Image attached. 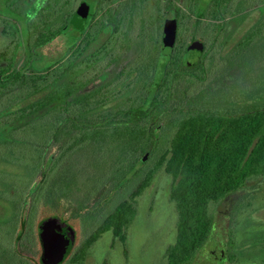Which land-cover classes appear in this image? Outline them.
<instances>
[{
  "label": "rangeland",
  "instance_id": "rangeland-1",
  "mask_svg": "<svg viewBox=\"0 0 264 264\" xmlns=\"http://www.w3.org/2000/svg\"><path fill=\"white\" fill-rule=\"evenodd\" d=\"M47 1L11 0L10 6L15 7L14 4L17 3L16 6L19 7L22 3L23 9L30 11L24 10L25 13L21 14L22 9L12 10L5 4L6 0H0V74L13 64L18 45L22 46L24 51L22 43L24 42L25 14L28 13V18L38 14ZM84 1L94 11L96 0ZM65 2L67 5L63 8ZM238 2L237 9L244 8L241 11H243L242 15L246 17L244 26L241 25L243 28L235 29L236 35L240 34L245 26L255 25L260 16L264 19V0H251L250 2L240 0ZM60 3V7L63 8L61 14H59V5H57L53 18L46 17L45 22L43 19H38L41 31L47 33L62 26L61 15L69 10L70 12L75 11L79 0H60ZM124 3L116 4L114 9L124 8V18L130 20L132 18L129 17V7ZM106 7L104 5L98 11L96 22L105 21ZM245 8L250 11L248 12ZM234 11L236 12V10ZM182 13L190 15L187 14L186 7H182ZM121 14L123 15L122 11ZM147 14L146 17L149 19H155L154 9L151 7L147 8ZM231 16L228 15L227 18H231ZM207 21L208 24L212 22L211 20ZM263 25L262 21L253 29L254 32L259 31L251 45L256 56L254 59L252 56L249 57L252 59V69L248 67V72L252 71V76L247 71L244 73L251 80H246L239 87L233 85L229 94L221 93L222 96H217L216 101L221 100L224 105H229L231 100L240 97L241 94V100H244L258 90H264ZM138 26L139 23L133 27L136 34ZM15 29L19 31V36L13 33ZM156 29V27H151L152 40L156 37ZM212 33L211 29L206 26L199 29L187 28V24L184 23L182 41H201L203 38L199 44L196 43L199 48H202L204 43L211 40ZM85 34L81 35L80 30L69 24L58 39L45 46L39 51L40 53L33 54L30 63L34 60L32 61L34 71L26 62L27 57L23 51L18 61V67L23 68L22 72L26 78H29L32 73L37 74L35 71H42V73L49 71L50 87L45 91L47 92L57 84L54 78L58 74L63 73L67 77L65 69L73 65V58L68 55L76 49L78 38H82ZM233 35L234 33H227L225 38L223 35L220 36L214 45L213 53L207 61L208 82L203 87L230 86V83L233 82L234 74L237 75L241 68V65H237V63L243 61V59L237 58L238 55L234 56V51H230L232 42H228V38ZM134 37L132 36L131 40ZM34 41H32V47H35ZM105 42V35L98 36L87 51L89 53L85 55L101 48ZM153 46L154 43L148 42L145 51H150ZM63 57L64 59L68 57V60L59 63L58 71L57 68L52 70L56 65L55 62ZM158 61L150 60L152 68L157 74L160 73L157 68ZM108 62V59H102L96 63L95 67L83 71L80 78L88 80L89 89L94 85H103L104 77L100 76L108 69ZM146 62L147 59L130 58L126 60V64L128 63L127 72H130L123 79L113 82L112 86L102 91L108 99L104 109L129 103L131 99L138 97L139 83L143 78L135 73L137 69L141 68V65L144 67ZM144 73L140 71V74ZM72 74L69 76L70 79ZM159 78L156 77V80ZM30 87L31 82L28 80L27 87L14 86L12 90L6 91L0 97V147H2V149L0 148V264H169L168 251L177 240L179 214L176 202L170 196L172 176L164 168L158 167L160 146L169 140V136L167 139L160 140L156 147V153L151 155L146 143L141 144V141L138 143L132 138L126 141L125 149L121 148L123 141H118V137H115L111 142V127L109 125L101 126L100 118H95L93 122H88L87 118H82V121L75 118L71 120L70 127L68 126L71 131L70 135L66 131H62L59 141L55 143L52 134L56 122L53 120L63 121L66 115L62 113L59 118L48 114V111L39 117L37 115L29 116L28 127L17 132L15 125H10V120L2 123V119H6L8 114L5 111L18 110L22 106L36 102L45 93L31 96L28 94ZM189 87L191 90L189 94L194 95L201 86L190 85ZM187 88L188 85L181 81L178 85V92L181 93ZM79 124L85 125L86 134L90 138L84 146L73 145L78 137L84 136V134L81 135L75 131L74 125L79 126ZM126 125L121 124L120 127ZM103 127L104 131H100L103 130ZM162 130L163 127H159L155 131L154 139L159 137ZM96 132L105 133L97 135ZM129 144L142 147L140 153L138 152L139 155L136 152L131 153L128 149ZM144 149L148 151L146 152ZM122 154L124 158H120ZM145 155H148V160L143 162ZM42 172L46 174V179L43 182ZM149 175H153L151 182L145 189L141 188V184L145 183V179ZM260 183L257 185V181L254 180L227 200L212 206L216 223H219L217 230L220 234L225 232L223 247H229L230 236L234 238L235 246L232 245V248L237 255V264H264V181ZM42 193L41 204H38L35 196L38 197ZM133 193L134 195H132ZM106 199H111V204L103 217L113 210L117 203L124 200H129L132 205L133 211L125 216L130 219V222L123 229V238L116 239L113 232H106L96 240L85 255L78 253L76 260H73L72 263L71 258L77 251L79 252L80 247L95 229L104 222V220L102 222V219H95V217H99L103 213L102 206ZM23 221L24 228L21 230ZM221 225L224 226L222 230L220 229ZM19 234L24 239L30 237L29 244L32 245L26 246L25 243H21L22 241L17 243ZM51 238L64 239L69 242L67 250L61 251L57 259L47 256L46 245ZM215 248H217L216 245L212 244L202 252V255L206 254L204 261L209 258L204 264H223L225 262V260H222V263L219 260L211 261V251L216 250ZM201 256L198 258L202 264ZM195 264H198L197 261Z\"/></svg>",
  "mask_w": 264,
  "mask_h": 264
},
{
  "label": "trees",
  "instance_id": "trees-1",
  "mask_svg": "<svg viewBox=\"0 0 264 264\" xmlns=\"http://www.w3.org/2000/svg\"><path fill=\"white\" fill-rule=\"evenodd\" d=\"M60 4V0H48L38 14L25 19L27 26L24 34L27 38L26 50L29 53L58 39L69 24L81 32L91 24L92 15L88 17L83 10L73 12L69 10L61 15L62 26L47 33L41 31L38 19H43L45 22L46 17L53 18L57 5L61 14L67 4L65 2L63 8ZM258 31H252V40ZM91 36V33L85 36L83 40L85 46L90 44L87 38ZM33 40L35 47H32ZM83 43L81 42V45L75 49L73 57L78 58L80 52L82 54L85 51V48H81ZM105 50L106 46L103 45L97 50L99 55L96 57L99 58ZM255 56L252 51V59ZM113 61L116 59L114 58ZM85 63L84 59L78 64L73 63L68 67V72L73 73L72 76L74 75L75 78L68 79L59 86L55 84L47 93H44V90L49 84L48 76L33 74L26 78L18 70H12L3 76L0 79L1 94L14 86L27 87L28 80L31 82V87L28 88L29 95L44 93L36 102L14 112L15 131L20 132L28 127L29 121L24 122V120L29 116L39 117L45 111L56 117L61 116L62 113L70 116L73 109L79 106V112L86 114L85 117H92L90 120L87 118L88 121L93 122L95 118H100L101 126L109 125L112 132L111 142L118 137V141H123L122 149H125L126 141L132 138L138 143L140 141L141 144L146 143L153 155L160 140L169 136V140L161 144L158 155V167L164 168L172 176L170 196L176 202L179 214L177 240L168 251V260L169 264H190L214 235L217 220L214 211L212 212V206L227 200L254 180L257 181V185L264 181V90L252 94V103L247 101L238 103V99H233L229 105H224L221 100L216 101V93L209 89L207 102L201 105L202 99L205 98L202 94L197 97L188 92L174 93L170 87L171 76L167 72L159 89L151 91L145 87L139 91L135 101L102 109L106 103L102 89L89 90L86 94L81 91L87 83L78 81L77 77L82 73ZM179 67L180 65L178 69ZM190 77L193 78L188 71L184 73L178 70L175 75L176 83L180 81L190 83ZM197 78L202 79L200 75ZM78 90L81 93L80 97L75 96ZM219 92L227 95L230 89L222 87ZM71 97H73L72 101H70ZM55 121L52 139L57 143L62 131L70 135L68 126L70 127L71 121L53 120ZM121 124L127 125L120 127ZM74 126L75 131L84 136L78 137L73 145L84 146L90 139L86 134V127L80 124ZM159 127H163V130L159 137L154 139L155 131ZM104 129L103 127L100 131ZM96 133L101 135L105 132ZM122 137H126L125 141ZM136 146L128 145L131 153H140L142 147ZM120 158H124V155H120ZM152 177L153 175L147 176L141 188L145 189ZM132 211L131 203H120L90 237L85 248H89L103 232L109 230H113L116 235H120L118 237L123 238V229L130 222L125 216ZM21 241L23 238L19 234L17 243ZM85 251L86 249L82 254ZM233 258L232 256L231 259Z\"/></svg>",
  "mask_w": 264,
  "mask_h": 264
},
{
  "label": "flooded vegetation",
  "instance_id": "flooded-vegetation-1",
  "mask_svg": "<svg viewBox=\"0 0 264 264\" xmlns=\"http://www.w3.org/2000/svg\"><path fill=\"white\" fill-rule=\"evenodd\" d=\"M10 1L11 0H6L5 4L9 8H11L12 10L15 9V11H16V9H19V10L22 9L23 12H24V10L26 11L25 8L23 9L22 3H21V5H19V7H18V5L16 6V4H17L16 3V4H14L15 5V7H14L12 5L10 6V3H9ZM238 1H240V0H96V7H95L94 11H92L90 5L87 2H85L84 0H79V5L76 8V10H83L82 9L83 4L88 5L89 11L85 12V13L88 14V17L90 15H92L93 20H91V24L84 31H82V32L80 31L81 35L83 33H86V34L82 38L80 37L82 39L81 41H80V38H78V40H77L78 44H77L76 48H78L79 45H81V42L83 43V40H84L85 36L87 35V33L88 34L91 33L92 36L87 38V41H88V39L90 41V44H88V46H85L86 45L85 43H83V45L81 46V48H85L86 52L84 51L82 54L80 52V54L77 58L75 56L73 57V54L75 51L74 50L70 55H68V57L70 56V58H73V63H75V64H78L81 61V59H84L86 63H85V67H84L83 71L87 68H91L93 66L95 67L96 63H98L102 59H105V60L108 59L109 60L108 69L105 71L104 74H102L100 76V77H104V79L102 81H105V82L104 83L101 82V83H103V85H97V86L94 85V87L92 86V88L89 89L88 83H87L88 80L87 79L81 80V78H80L83 71H82V73H79V75H78L79 77H77L78 81H85L87 83L86 86H84L83 89L81 90L82 93L86 94L87 91L94 90L97 88H100V89H102V91H104L106 88L112 86L113 82H116L119 79H123L126 76V74L128 72H130V71L127 72L128 63L126 64V60L130 59V58H136L139 60L147 59V62L144 64V67H143V65H141V68L137 69V71L135 73L137 76H142V78H143L141 80V83H139L138 91L143 90L145 87L151 91L159 89V87H160L159 85H160V83H162L161 82L162 79L164 78L165 74H167V72H168V73H170V76H171L170 77V87L173 89L174 93L178 94V92H177L178 91V85L181 81L179 83H176L175 75H176L178 70L180 72H184V73H186L188 71L190 73V75L193 76V78L190 77L191 78L190 83L187 81H182L188 85V88L184 89L182 91L184 93H186V92L189 93L191 91L190 87H189L190 85H192V86L200 85L201 86L200 89L198 90V92L196 94H194V96L198 97V95L202 94V96L205 97L204 99H202L201 105H203L204 103L207 102V98H208L207 91L209 89L213 90L212 92L216 93V95L219 96L221 94L219 91H220V88H222V87H227V89L228 88L230 89V88H232L233 85L239 87L241 85V83L245 82L246 80L250 81L251 79H248V77L245 76L244 73H246V71L248 72V67H250L252 69V59L249 58L252 56V48H251L252 31L256 27V25L260 24L262 21L264 24V19H262L260 16L258 21L256 20L255 25L245 26L244 29L242 30V32L240 34L236 35L235 29L236 28H239V29L243 28L241 25L243 24V26H244V21H245V17H246V16L242 15L243 11H241L244 8L237 9L236 6L239 3ZM246 1L250 2L251 0H246ZM122 2H125L124 4L127 7H129V11H130L129 17H131L132 19L129 20V18H127V19L124 18V15H125V13L123 12L124 8L120 9L119 7H117L114 9L116 4H120ZM104 5L107 6L106 10H105L106 11L105 21L100 20V21L96 22L95 18L97 16V13H98V11H100L104 7ZM149 7L154 9V14H155L154 20H151V19H149V17H146L147 8H149ZM182 7H186V9L188 11L187 14H190V15H186V14L182 13ZM233 9L236 10V12ZM28 11H26V12H28ZM121 11H122L123 15L121 14ZM247 11L249 12L250 10L248 9ZM27 14H25L26 15L25 18H28ZM228 15H232L231 18H227ZM239 15H240V17H239ZM147 16H148V14H147ZM135 18H138V19H135ZM207 20H211L212 21L211 24H208ZM17 21L20 22L19 20H17ZM138 23H139V26L136 27L137 28V34H136L135 28H133V27L138 25ZM184 23L187 24V28L194 27L196 29L197 28L199 29V28L205 27V26L208 27L213 32L211 37H210L211 40H208L206 42V44L203 42L204 46L202 48H199L196 43L199 44V42H201L203 40V38H201V41L200 40H198V41H195V40L182 41V35H183L182 33H183ZM167 24L170 26H176V40H175L173 51H171L169 54H167L163 51L164 35H165V30H166ZM26 26H27V22L25 20V23L23 25V30H24L23 33H25V27ZM151 27L157 28L156 29V37L154 40L151 39V36H152ZM13 33H16V35L19 36V31L17 29H15V31ZM97 33H99V34L97 35ZM104 33H106V34H104ZM227 33H229V34L234 33V35L232 37L228 38L229 39L228 42H232V46H231L230 51H234V56L238 55L237 58L243 59L242 63H239V64L237 63V65H241V68L239 69L237 75L234 74L235 78H233V82L230 83V86L229 85H222L220 87V86L214 85L212 87V85H211L209 87H206V86L203 87V85L207 84V82H208L207 61L210 58L211 53H213L214 45L217 43L220 36L223 35V38H225ZM23 35H24L23 36L24 42L22 43V45H24V51L22 50L23 49L22 46L18 45L19 50L17 49V52L14 55L13 64L10 66V68L8 70H6L5 72L0 74V79L3 76H5L6 74H8L9 72H11L12 70H18V71L22 72L23 68L18 67V61L21 58L22 51H23L24 55L27 57L26 62L29 63V66L31 67L30 69H32L34 71V68H32V66H33L32 61H34V60H32L31 63H30V60L33 57V54H35L36 52H39L45 46L42 47L41 49L40 48L34 49L33 52L29 53L26 50V49H28L27 48V41H26L27 38H26L25 34H23ZM100 35L106 36V42L103 44L106 46L105 52L102 53L99 58L96 57L97 55H99L97 52L98 49L96 51H92V53L90 52L89 55H85V54L89 53L87 51L90 49L92 44L95 43L97 37ZM132 36H135L133 40H131ZM148 42L154 43V46L152 49H150V51L147 52L145 50H146V46H147ZM108 46H110V47H108ZM191 48H193V49H191ZM41 52H43V51H41ZM68 57H66V59H64V57H63L61 60L56 61L55 62L56 65H55V67L53 66L52 70H54V68H57V71H58L59 63L60 62L62 63L65 60H68ZM114 58L116 59V61H113ZM124 59H125V61H124ZM150 60H159L158 64H157V68L160 70L159 74H157L155 72L154 68H152ZM179 65H180V67L178 69ZM229 65H231V64H229ZM25 66H26V63H25ZM65 70H66V73L68 74L67 77L65 75H63V73H62L61 75L56 74L57 76L54 78L55 82L57 83L58 86L64 84V82H66L68 79H70L69 76L71 73L68 72V68ZM140 71H143L145 73L140 74ZM35 72H37V74L48 76L47 78L49 79V75H50L48 73L49 71L46 73H42V71L41 72L35 71ZM248 73L252 76V71L248 72ZM33 74H36V73H32L30 75H33ZM22 75L24 76L25 74L23 73ZM199 75L202 78L201 80H199L197 78ZM156 77H160V78L158 80H156ZM72 78H75V77L72 76ZM49 87H50V80H49V84L46 85V89L44 90V92ZM12 89H13V87H11L10 89H7V90H4V89L3 90L9 92ZM47 92H49V91H47ZM47 92H45V93H47ZM80 94H81L80 90H78V92L75 96L80 97ZM1 96H3V94H1V91H0V97ZM206 96H207V98H206ZM241 96H242V94H241ZM241 96L236 98V99H238L237 100L238 103H241L243 101H247L248 103H252V95H250L248 99H244V100H241ZM72 99H73V97L70 98V101H72ZM135 100L136 99H131L130 102L135 101ZM107 102H108V99L106 98V103L103 105L102 109H104V106L107 104ZM27 105H29V104H27ZM27 105H25V106H27ZM25 106H22V107H25ZM74 106H72V107H74ZM78 107H75V109H73V112L71 113L70 116L66 115L65 119H67L68 121H71L75 118H79L80 121H82V118H88L89 120H90V118L92 119L91 116L85 117L86 114L83 115L81 112H79ZM5 112L8 114L6 115V119H2L3 120L2 123L10 120V125H15L14 112H16V110L9 111V112L5 111ZM35 116L36 115H34V117ZM27 119L28 118H26L24 121H27ZM88 122H90V121H88ZM0 148L2 149V147H0ZM58 149L56 150V153L58 152ZM41 175L45 181V179H46L45 175L46 174L44 172H42ZM132 195H134V193ZM42 197H43V193L41 195H39L38 197L35 196L36 203L38 202V204H41V198ZM39 199H40V202H39ZM110 200L111 199H106L104 201V205L102 206L103 207V209H102L103 213L101 214L102 216L100 215L99 217H95V219L98 218L99 220L102 219V222H103V220L105 221V219H107L113 213L115 208L120 204V203H117L115 205L114 209L111 210L110 212H108V214L103 217V214L106 213V210L109 209V207H110V204H111ZM122 202H129V200H124ZM27 204H28V202H27ZM25 205H26V203H25ZM33 224H34V221H33ZM215 227H216V225H215ZM23 228H24V221L22 222L21 230ZM98 228H100V227H98ZM98 228H96L95 231L88 237V239L84 242L83 246L80 247L79 252L77 251L76 254L72 257L73 259L71 258L72 263H73V260H76L75 258H77L78 253L80 254L84 251V249H86V251L83 253L85 255L87 253V251L92 247V245L96 242L95 241L91 246H89V248H85L88 240L97 231ZM106 232H113L114 238L120 239V237H118L114 233L113 230H109ZM106 232H103L101 235L105 234ZM218 233L219 232H216V235ZM213 234H214V231H213ZM29 238L30 237H28L27 239L23 238L22 243H25L26 246L32 245V244H29ZM224 243H225V241H224ZM228 243H229V247L228 246H227V248H226V246L223 247L224 248L223 251L225 253V258H224L225 262L223 264H225L227 262H229L230 264H237L236 263V262H238V260H236L237 255L235 254V250L232 248V245L235 246L234 238L232 236H230V240ZM206 245L196 255V257L190 262V264H195L196 261L198 264L201 262V260L198 257L202 255L203 251H205L204 249H205ZM211 254H212L211 261L218 260L221 258L222 249L221 250H218V249L213 250V251H211ZM232 256L234 257L233 259H231ZM204 257H206V254H204L200 257L203 259L202 264H204V262H207L209 260V258H207L204 261Z\"/></svg>",
  "mask_w": 264,
  "mask_h": 264
},
{
  "label": "water",
  "instance_id": "water-1",
  "mask_svg": "<svg viewBox=\"0 0 264 264\" xmlns=\"http://www.w3.org/2000/svg\"><path fill=\"white\" fill-rule=\"evenodd\" d=\"M82 9L85 12L89 11V6L88 5H82ZM176 40V26H170L167 24L166 30H165V35H164V42H163V51L167 54H169L171 51H173L174 44ZM193 49V48H191ZM148 159V155H146L143 158V162H145ZM219 224V223H218ZM218 224L216 225L215 228V233L213 237L210 239L208 244L205 247V251L212 245H217L215 249L221 250L222 249V255L221 258L218 259L220 263H222V260L225 258V253H224V248H223V243H224V233H218L216 235V232H218ZM224 226H220V229L222 230ZM62 239V238H61ZM69 242L67 240H58V238H51V240L47 243L46 245V250H47V256L52 258V259H57V256L59 257V253L61 251L65 252L68 248Z\"/></svg>",
  "mask_w": 264,
  "mask_h": 264
}]
</instances>
